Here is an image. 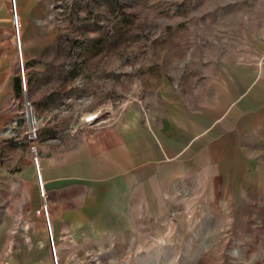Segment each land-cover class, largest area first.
I'll return each mask as SVG.
<instances>
[{
  "label": "rangeland",
  "instance_id": "obj_1",
  "mask_svg": "<svg viewBox=\"0 0 264 264\" xmlns=\"http://www.w3.org/2000/svg\"><path fill=\"white\" fill-rule=\"evenodd\" d=\"M48 3L51 87L28 89L45 194L35 176L4 204L3 259L55 264L46 205L56 264H264V145L242 154L238 176L171 186L131 169L132 184L118 182L177 107L245 91L209 82L246 83L259 67L264 79V0Z\"/></svg>",
  "mask_w": 264,
  "mask_h": 264
},
{
  "label": "crops",
  "instance_id": "obj_2",
  "mask_svg": "<svg viewBox=\"0 0 264 264\" xmlns=\"http://www.w3.org/2000/svg\"><path fill=\"white\" fill-rule=\"evenodd\" d=\"M48 2L15 0L25 79L32 99L35 98L33 90H49L51 87L52 28L46 18ZM233 70L238 73V65ZM257 70L254 79L246 83L238 84V80L209 82L210 87L244 88L241 93L227 97L225 94L216 96L219 95L217 92L214 98L206 100L211 103L202 102L192 106V110L177 107L170 115L169 124L156 128L150 156H147V151H142V154L140 151V156L134 158L132 164L131 154L127 153L123 159L126 161L123 176L118 182L129 187L132 184L131 169H138V173L134 171L133 179L137 178L139 183H146L147 178L153 177L161 178L163 184L171 186L178 185L180 178H193L194 183L206 184L212 178L238 176L242 154L257 153L264 145V133L259 130L264 122L260 111L264 110L261 109L264 96L258 93L259 103L254 100L255 96H244L250 89H264V79H257L261 76L262 67ZM251 93L256 95L257 92ZM19 94L20 78L10 0H0V211L4 204L9 210L16 195L24 187L34 184L32 164L20 160L19 140L6 131L16 114ZM250 111L254 113L249 114ZM129 195L130 189L127 197ZM4 231H7V226L3 224L0 212V234ZM3 243L0 239V264H13L12 258L2 257Z\"/></svg>",
  "mask_w": 264,
  "mask_h": 264
},
{
  "label": "built area",
  "instance_id": "obj_3",
  "mask_svg": "<svg viewBox=\"0 0 264 264\" xmlns=\"http://www.w3.org/2000/svg\"><path fill=\"white\" fill-rule=\"evenodd\" d=\"M10 17L13 28L14 45L17 54V74L20 78V94L16 100V104H17L16 114L8 124L6 131L9 133L10 136H13L17 139L19 138L18 136L19 132H21V135H23L26 138V140L29 142V152H30L31 161L34 166L36 180H38L37 182L39 185L38 188L40 194L43 196L44 190L42 189L41 186L39 170H38L39 165H38L37 147L34 143L37 138V129L34 121L31 123L28 122L29 117L33 116V107L28 95V87L25 79L26 76L25 66L21 52V38L19 35V22H18L19 15L15 5V0H10ZM49 242L51 246L52 256L56 264V257L53 249L51 235L49 236Z\"/></svg>",
  "mask_w": 264,
  "mask_h": 264
},
{
  "label": "bare ground",
  "instance_id": "obj_4",
  "mask_svg": "<svg viewBox=\"0 0 264 264\" xmlns=\"http://www.w3.org/2000/svg\"><path fill=\"white\" fill-rule=\"evenodd\" d=\"M93 116L94 117L96 116L95 113L93 114ZM33 121H34L33 116H30L29 119H28V122L31 123ZM38 165H39L38 170H39L40 182H41L42 189L44 190V181H43L42 176H41V168H40L39 160H38ZM37 185H38V182H37ZM45 211H46V214H47V222H48L47 224H48V228H49V234L51 235V238H52V230H51V227H50V222H49V217H48V210H47L46 205H45Z\"/></svg>",
  "mask_w": 264,
  "mask_h": 264
}]
</instances>
